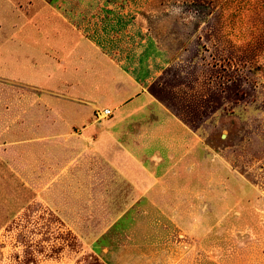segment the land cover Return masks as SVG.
Instances as JSON below:
<instances>
[{"label": "rangeland", "instance_id": "1", "mask_svg": "<svg viewBox=\"0 0 264 264\" xmlns=\"http://www.w3.org/2000/svg\"><path fill=\"white\" fill-rule=\"evenodd\" d=\"M28 1L90 38L95 0ZM109 3L164 64L0 80V264H264V0Z\"/></svg>", "mask_w": 264, "mask_h": 264}, {"label": "crops", "instance_id": "2", "mask_svg": "<svg viewBox=\"0 0 264 264\" xmlns=\"http://www.w3.org/2000/svg\"><path fill=\"white\" fill-rule=\"evenodd\" d=\"M20 1L0 0V80L13 83L22 79L29 83L43 73V78L35 81L39 83L36 87L39 89L41 85L47 86L46 81H51L44 74L42 63L55 62L54 78L67 81V77L78 75L76 63L84 60L83 54L88 51L94 56L91 59L95 64L112 62L109 59L111 54L124 56L123 60L128 63L119 67L123 75L119 73L120 69L112 72L108 69L106 76L110 78H123L129 72L139 80L151 79L155 76L151 70L159 67L157 71H161L164 54L133 26L129 16L119 15L125 12L110 4L109 0H95V26L90 38L68 16L73 13L67 7L59 12L50 5L33 7L26 0L30 9L23 11ZM55 52L59 55L57 59L52 56ZM100 71L95 65V84L104 75ZM62 88L60 86L57 91H62ZM42 90L49 94L46 89ZM98 93L99 86L95 85V94ZM98 103L99 98L95 96V110Z\"/></svg>", "mask_w": 264, "mask_h": 264}, {"label": "built area", "instance_id": "3", "mask_svg": "<svg viewBox=\"0 0 264 264\" xmlns=\"http://www.w3.org/2000/svg\"><path fill=\"white\" fill-rule=\"evenodd\" d=\"M111 115V111L109 109L103 110H95V117L97 120H103L108 118Z\"/></svg>", "mask_w": 264, "mask_h": 264}]
</instances>
